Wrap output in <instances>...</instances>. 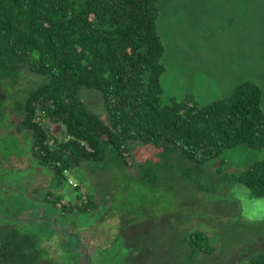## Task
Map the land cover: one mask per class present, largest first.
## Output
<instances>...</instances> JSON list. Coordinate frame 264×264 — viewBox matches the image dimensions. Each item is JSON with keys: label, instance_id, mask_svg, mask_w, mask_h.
Listing matches in <instances>:
<instances>
[{"label": "trees", "instance_id": "trees-1", "mask_svg": "<svg viewBox=\"0 0 264 264\" xmlns=\"http://www.w3.org/2000/svg\"><path fill=\"white\" fill-rule=\"evenodd\" d=\"M158 17V0H0V93L11 99L8 107L16 116L15 131L29 134L24 154L47 171L43 180L32 175L34 185L26 193L30 199L44 201L61 212L89 213L97 205L94 196L104 193L83 192L82 184L88 182L90 188L97 171L120 170L122 178L141 177L143 172L145 177V162H152L163 176L173 174L174 181L182 177L185 187L181 193L188 190L206 195L214 187L204 182L210 174L200 164L215 160L220 172L228 165L221 157L223 151L238 145L264 148L262 89L252 80L237 84L230 95L202 105L189 94L185 100L162 102L165 45ZM82 87L100 92L106 119L84 104L79 94ZM4 106L0 104L3 126L8 119ZM49 121L61 123V137L49 131ZM138 142L157 149L154 157L140 164L132 160L131 150V144ZM161 162L163 170L157 166ZM83 164L86 168L81 171ZM129 167L136 173L125 172ZM67 171L82 176V181L68 184L76 202L66 200L57 190L67 184ZM155 174L148 180L156 183ZM221 175L229 184L238 182L253 195L264 196V157ZM128 183L124 184L126 190ZM33 208L39 209L23 206L20 213L10 214L22 221ZM107 208L114 210L112 204ZM185 220V216H177L178 228L187 229L180 241L188 251L181 260L204 264L205 256L218 253L221 247L214 244L210 233L187 227ZM48 230L52 236L57 233L54 228ZM35 240V233L25 232L19 225L0 229V264L9 262L8 258L15 264H40L39 259H46L49 252L40 247L31 255L29 250L37 248ZM144 249L141 244L108 252L113 257L109 261L117 264L125 257L129 264H147V258H135V252ZM77 253L62 261L76 264ZM83 257L90 259L88 254ZM244 263L264 264V251L250 253ZM92 264L101 263L94 260ZM221 264L241 262L222 256Z\"/></svg>", "mask_w": 264, "mask_h": 264}, {"label": "rangeland", "instance_id": "rangeland-1", "mask_svg": "<svg viewBox=\"0 0 264 264\" xmlns=\"http://www.w3.org/2000/svg\"><path fill=\"white\" fill-rule=\"evenodd\" d=\"M158 8L157 25L165 45L162 58L165 72L160 77L163 103H168L170 98L185 100L189 94L199 105L206 104L230 95L237 84L252 80L262 89L264 110V0H158ZM79 94L91 111L106 119L99 91L82 87ZM2 95L0 104L5 105L8 119L4 126L0 122V229L19 225L23 231L35 233L37 248L29 253H38L40 247L49 252L46 259H39L40 264H68L62 260H69L75 251L79 259L76 264H92L94 260L111 264L113 257L109 254L141 244L145 249L135 252V258H147V264H194V261L181 260L188 251L187 245L180 241L187 229L178 228L177 216H185L187 227L210 233L214 244L221 247L218 253L206 255L204 264H221L222 256L245 264L250 253L264 251V196H255L244 185L229 184L220 177L224 171L242 170L263 158L264 148L238 145L223 151L221 157L227 159L228 165L220 172L216 170L215 160L200 164L210 174L204 182L214 187L206 195L199 191L195 195L188 190L186 194L181 193L185 187L183 178L177 177L174 181L171 173L168 176L157 173L152 162L143 163L147 175L144 177L141 172L138 179L122 178L120 170L117 174L113 171L115 168L113 174L110 170L97 171L90 188L88 182L81 186L83 192L104 193L94 196L97 204L94 210L85 214L61 212L26 194L34 185H31L32 175H39L43 180L47 178V171L38 168L24 154L28 150L29 134L15 131L16 116L11 115L12 109L8 107L11 99ZM10 95L16 96L11 90ZM2 117L3 113L0 121ZM48 123L49 131L61 137V123ZM138 143L131 144L135 163L154 157L155 147ZM157 161L163 158L153 163ZM162 163L157 165L158 169H164L160 166ZM85 168L83 164L80 170ZM124 170L136 173L134 167ZM154 172L156 183L148 180ZM81 177L67 171V184L64 182L57 188L66 200L74 199L68 184L82 181ZM126 183L130 186L128 190ZM110 204L114 210L107 208ZM23 206L39 209H29L22 221L11 216V211L20 213ZM141 215L145 217L134 224L133 220ZM48 227L54 228L56 235L52 236ZM85 254L90 256L89 260L83 257ZM8 259L9 262L2 260V264H15L13 259ZM129 261L123 257L117 264H129Z\"/></svg>", "mask_w": 264, "mask_h": 264}]
</instances>
